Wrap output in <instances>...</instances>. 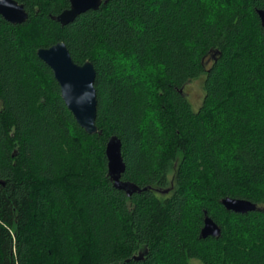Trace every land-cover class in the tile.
<instances>
[{
	"label": "trees",
	"instance_id": "obj_1",
	"mask_svg": "<svg viewBox=\"0 0 264 264\" xmlns=\"http://www.w3.org/2000/svg\"><path fill=\"white\" fill-rule=\"evenodd\" d=\"M14 1L28 18L0 16V264H264V0H102L66 26L68 0ZM57 43L94 67L93 135L37 57ZM205 216L219 237H200Z\"/></svg>",
	"mask_w": 264,
	"mask_h": 264
},
{
	"label": "water",
	"instance_id": "obj_2",
	"mask_svg": "<svg viewBox=\"0 0 264 264\" xmlns=\"http://www.w3.org/2000/svg\"><path fill=\"white\" fill-rule=\"evenodd\" d=\"M68 9L53 18L61 26L73 22L79 15L97 10L102 0H68ZM264 36V11L257 10ZM0 16L13 25L26 22L28 14L23 5L14 0H0ZM37 57L52 71L54 79L59 85L60 95L68 110L72 113L78 126L88 135L98 132L96 120V91L94 88L95 70L90 62L82 65L74 63L65 44L57 43L49 48L37 50ZM108 174L117 188L126 191L127 195L137 191L131 185L122 184L120 175L124 172V163L120 155V143L112 138L106 146ZM227 211L245 214L247 212L262 210L255 204L246 200L225 198L221 201ZM219 227L209 218H204L200 231L201 238L220 236ZM139 258V257H138ZM137 259V258H136Z\"/></svg>",
	"mask_w": 264,
	"mask_h": 264
},
{
	"label": "rangeland",
	"instance_id": "obj_3",
	"mask_svg": "<svg viewBox=\"0 0 264 264\" xmlns=\"http://www.w3.org/2000/svg\"><path fill=\"white\" fill-rule=\"evenodd\" d=\"M203 77L197 78L187 84L184 91L187 95V99L194 110H197L203 101ZM193 264H199L194 262Z\"/></svg>",
	"mask_w": 264,
	"mask_h": 264
}]
</instances>
